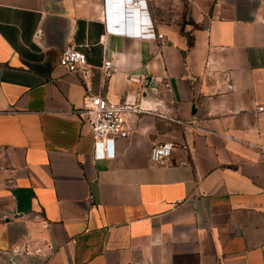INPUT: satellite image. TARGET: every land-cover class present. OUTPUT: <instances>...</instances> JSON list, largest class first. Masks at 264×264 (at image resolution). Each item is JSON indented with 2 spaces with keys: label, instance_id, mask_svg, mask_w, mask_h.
Here are the masks:
<instances>
[{
  "label": "crops",
  "instance_id": "0c3cea01",
  "mask_svg": "<svg viewBox=\"0 0 264 264\" xmlns=\"http://www.w3.org/2000/svg\"><path fill=\"white\" fill-rule=\"evenodd\" d=\"M111 2L0 0V264H264V0L132 2L143 38L109 29L134 30ZM71 44L88 74L60 64ZM90 94L142 108L114 158Z\"/></svg>",
  "mask_w": 264,
  "mask_h": 264
},
{
  "label": "built area",
  "instance_id": "2783aa9c",
  "mask_svg": "<svg viewBox=\"0 0 264 264\" xmlns=\"http://www.w3.org/2000/svg\"><path fill=\"white\" fill-rule=\"evenodd\" d=\"M143 0H127L128 3L140 4ZM138 12V19L133 24V29L130 30L126 24L115 26L110 21L109 29H121L123 27V33L128 36H135L143 38V18L140 15V8L135 7ZM114 21H119L117 17L112 13ZM110 19V18H109ZM141 21V22H140ZM136 30V31H135ZM159 38L162 39L163 35L159 34ZM60 64L65 66L70 72H79L82 74L89 73V60L88 55L81 46L68 45L62 50L60 56ZM102 70L108 76L118 71L117 65L112 59L105 60L102 65ZM151 83L155 85L165 84L169 86V81L164 76H153ZM142 110L140 107L131 106L129 104H117L106 97L99 94H90L87 97L85 112L88 114V119L92 126V131L95 140L94 156L97 160L114 158L116 155V140L118 138L127 137L130 133V126L128 125L125 117L127 110ZM256 112L258 114H264V103H258L256 105ZM176 142L172 140L154 143L150 150V162L154 166H165L170 164L171 157L174 149L176 148ZM183 148L188 149V144L184 143ZM181 201L175 202L174 205ZM23 250L18 249L16 253H20ZM5 264H17L14 258L10 259Z\"/></svg>",
  "mask_w": 264,
  "mask_h": 264
},
{
  "label": "water",
  "instance_id": "95a60500",
  "mask_svg": "<svg viewBox=\"0 0 264 264\" xmlns=\"http://www.w3.org/2000/svg\"><path fill=\"white\" fill-rule=\"evenodd\" d=\"M111 3L118 20L124 19L125 23H127L132 19L134 24L137 22V10L133 3H128L127 0H112Z\"/></svg>",
  "mask_w": 264,
  "mask_h": 264
}]
</instances>
